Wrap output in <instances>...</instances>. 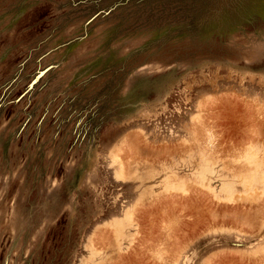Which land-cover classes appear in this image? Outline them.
<instances>
[{"label": "rangeland", "instance_id": "1", "mask_svg": "<svg viewBox=\"0 0 264 264\" xmlns=\"http://www.w3.org/2000/svg\"><path fill=\"white\" fill-rule=\"evenodd\" d=\"M0 264H264V0H0Z\"/></svg>", "mask_w": 264, "mask_h": 264}, {"label": "bare ground", "instance_id": "2", "mask_svg": "<svg viewBox=\"0 0 264 264\" xmlns=\"http://www.w3.org/2000/svg\"><path fill=\"white\" fill-rule=\"evenodd\" d=\"M255 164V163H254ZM250 181V180H249Z\"/></svg>", "mask_w": 264, "mask_h": 264}]
</instances>
